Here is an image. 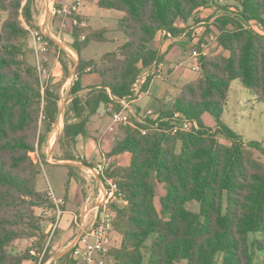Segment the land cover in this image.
Here are the masks:
<instances>
[{"label":"trees","instance_id":"obj_1","mask_svg":"<svg viewBox=\"0 0 264 264\" xmlns=\"http://www.w3.org/2000/svg\"><path fill=\"white\" fill-rule=\"evenodd\" d=\"M219 1L99 2L102 8L122 13L126 43L99 62L79 60L61 137L73 150L76 137L85 132L101 105H113L120 112L119 101L134 96V85L144 70L164 60L155 48L161 32L178 37L184 30L177 24L202 22L196 18L201 10L228 11L211 24L222 52L200 57L201 76L183 86L170 109L160 114L158 130L151 127L156 121L121 127L124 138L115 143L110 156L127 153L130 165L116 169L118 173L112 168L106 172L123 196L122 202L111 206L115 228L123 237L121 246L112 251L118 264H144V250L148 264H255L254 250L264 255V166L248 153L257 146L246 145L223 123L232 82L239 81L255 101L264 102V35L248 28L251 23L264 28V0H225L232 6H220ZM35 3L0 0V19L6 15L0 29V264L37 262L31 250L13 251L14 243L40 236L42 250L47 235L36 212L55 209L47 192L36 187L43 171L41 148L57 121L60 95L52 83H42L36 66L27 60L31 49L25 24L33 20ZM189 35L197 39L196 50L207 37L196 30ZM72 36L78 54L98 38L81 27L74 28ZM87 72L98 74L102 84L83 98L78 94ZM151 79L141 91L148 90ZM205 114L217 122V132L204 124ZM174 119L196 121L199 128L173 135ZM141 129L150 132L143 136ZM221 132L230 146L217 140ZM64 160L78 161L72 155ZM156 183L166 188L160 210ZM192 202L200 205L198 213L188 210ZM250 234L258 237L250 242Z\"/></svg>","mask_w":264,"mask_h":264},{"label":"crops","instance_id":"obj_2","mask_svg":"<svg viewBox=\"0 0 264 264\" xmlns=\"http://www.w3.org/2000/svg\"><path fill=\"white\" fill-rule=\"evenodd\" d=\"M75 1L36 0L33 20L30 25L25 24L27 29H45L51 37L50 79L47 81V85L58 83L57 89L60 95L57 121L48 133L46 144L44 143L42 146L40 154L43 171L48 168V172L52 174L58 169L64 174V189L56 195L65 200L66 207L55 232L57 234L55 241L48 249L47 257L42 264H56L58 260L71 253V247L78 237L77 228L73 224L74 218L83 215L86 209L90 210L97 205L101 195L105 193V183L102 178L93 176L99 188L98 193L95 194L90 184L86 187L80 184L74 171L85 172L91 177L92 175L88 171L101 166L105 160L110 159L109 169L113 170L128 168L131 160V156L127 153L110 156L115 143L124 138L121 131L123 125L113 122L112 116L116 113L113 105H101L98 111L89 118L85 132L76 137L74 154L78 161L64 160L58 154L60 153L58 142L64 134L66 112L74 98L70 91L78 78L77 66L80 58L87 62H99L106 54L117 51L126 43V37L120 27L122 13L100 7V0H82L78 12L82 28L87 30V34L98 35V38L91 41L78 54L73 47V30L70 27L64 30L53 15L54 10L73 4ZM211 10H201L196 18L204 20L211 15L208 14ZM214 19L216 16H213L212 21ZM203 24L204 21L196 24L194 19L188 23L177 24L178 28L184 30L178 37L169 38L163 34L164 31L160 33L155 48L164 57V60L159 65L144 70L139 77L141 85L148 77L152 79L148 90L142 91L140 97L130 104L129 114L132 125H144L146 122L157 121L162 112L170 109L181 88L201 76L202 70H195L197 60L192 57L197 39H190L189 32L196 30L202 34L201 25ZM221 52L220 49L218 54ZM101 84L102 81L98 74L87 72L82 78L83 90L78 95L84 97L93 89L101 88ZM149 112L152 114L149 115ZM206 116L210 117L208 114L202 117L204 124L207 127L215 128L217 125L214 123H206ZM78 121L80 119L74 120V122ZM44 132L46 133V127H44ZM56 155H58L57 159L54 158ZM70 167L76 169L72 172ZM42 183L43 172L37 178L36 187L38 191L46 192L51 185L46 182L48 188L43 190ZM23 241L25 240H22L21 243L24 248L19 251L31 250V254L38 258L40 256L38 249L30 248L32 245L25 244ZM39 261L37 263L25 261L22 264H39Z\"/></svg>","mask_w":264,"mask_h":264},{"label":"built area","instance_id":"obj_3","mask_svg":"<svg viewBox=\"0 0 264 264\" xmlns=\"http://www.w3.org/2000/svg\"><path fill=\"white\" fill-rule=\"evenodd\" d=\"M81 2L82 0H76L73 4L54 10L53 15L62 20L61 27L64 30L68 27L72 30L77 27H83L78 18ZM253 24L258 25L261 30H257ZM248 28L264 35V28L260 23H251L248 25ZM28 31L30 33L29 47L33 51L36 60V68L43 83V79L48 78L50 74L49 66L52 40L48 31L45 29L28 28ZM163 34L169 38L172 37L169 32L164 31ZM82 40H85L84 36L82 37ZM211 41H214L213 37H205L203 41H200L199 50L195 49L192 52V57L197 60L195 70H203L200 63V57L209 55V47L212 44ZM215 42L218 43L216 39ZM142 85L139 78L134 85V96L119 101L122 109L120 112H116L112 116L114 124L123 126L132 125L129 114L130 104L140 97ZM151 114L152 112H149V115ZM159 121L160 120L157 119V123L151 127L158 130ZM174 123L173 128L170 130L173 135L178 133H188L193 129L199 128L196 121H190L188 119H174ZM149 132L150 131L147 129H141L143 136L147 135ZM109 167L110 159L105 160L104 163L96 169H90L88 171L92 176L102 178L105 183V193L101 195L100 201L97 205L93 206L90 210L86 209V212L83 215L76 216L73 220V224L78 232L77 240L71 247L73 264H118L117 260L112 255V251L119 248L121 242L118 241L117 236L119 234L115 228L116 213L112 211L111 206L117 202H122L121 198L123 196L119 192L115 178H109L106 176ZM46 192L48 199L55 207L56 221L50 226V232L53 235L65 213L64 208L66 207V202L63 198H58L51 187H49ZM42 260L43 256L40 258L39 264H42Z\"/></svg>","mask_w":264,"mask_h":264},{"label":"rangeland","instance_id":"obj_4","mask_svg":"<svg viewBox=\"0 0 264 264\" xmlns=\"http://www.w3.org/2000/svg\"><path fill=\"white\" fill-rule=\"evenodd\" d=\"M220 6H232L231 3L222 0L219 1ZM232 8H229V12H232ZM228 13V11L221 9L216 10L213 8L208 14H211L207 18H204V24L201 25L202 27V34H206L209 37H213L214 41H211L212 44L209 47V55H217L220 51V47L217 42H215V39L217 41V34L213 31L211 24L215 22L217 17L224 15ZM4 14L1 15L0 19V29L3 20L5 19ZM213 16H216V19H213ZM253 26L257 30H261V28L253 24ZM188 29V28H187ZM195 30H190V32H194ZM64 55V54H62ZM28 63H30L33 66H36V60L34 57L33 52L31 50H28V56H27ZM50 67V66H49ZM50 78L43 79V84L46 85L47 81ZM58 83L53 84L54 89L56 90ZM71 92V91H70ZM84 98V97H83ZM70 106V105H69ZM206 123H214L217 125V122L214 121L211 117L206 116ZM223 123L225 127L235 133L237 136L240 137V139L246 144H252L257 146L256 149L249 148L248 153L250 157L259 163H261L264 166V102H257L255 101L254 95H252L248 90H246L239 81H234L231 84V89L229 93V99L228 104L225 108L224 117H223ZM212 128V127H209ZM218 127L216 126L213 128L214 132L218 131ZM217 140L222 144L226 146H230L232 143L231 141L224 136V134L221 132V134L217 135ZM46 144V143H45ZM58 147L60 148V154L59 156L61 158L69 157L70 155L75 156L74 150L70 145H67L66 140L62 139L58 142ZM58 155H56L54 158L57 159ZM76 162V161H75ZM44 165L45 162H44ZM43 172V183H42V189L45 190L48 188V185L46 182H49L55 193H59L61 190L64 189V174L62 171H59L58 169L55 170V172H48V168L45 169ZM118 173L119 171L116 170ZM74 173L78 176V179L80 181V184L83 187H86L90 184L91 189L95 194L98 193L99 188L96 182L95 177L91 176L89 177L85 172H75ZM89 180V181H88ZM157 187V197L155 200L157 208L160 210V198L163 197L166 194V188L164 185L156 183ZM40 192V191H39ZM188 210L192 212L198 213L200 211V205L196 202L189 203L187 205ZM36 214L40 217L42 220V225L44 227V232L47 235V239L45 243L43 244V249L40 248V236L34 237L33 239H25L23 243L25 244H31L32 246L30 248H39L40 249V256L39 259L43 256L42 262L45 261L47 257V251L50 248L53 241H55L57 234H51L50 232V226L51 224H54L56 221V214L53 208L51 209H40L37 210ZM56 232V231H55ZM118 241L121 242L123 240V237L118 232ZM258 235L256 234H250V242H253ZM22 240H18L14 243L13 251L19 253V250H22L24 247L21 243ZM27 242V243H26ZM24 252V251H22ZM256 254V260L255 264H261V259L264 257V255L256 250H254ZM145 255V261L144 264H148L149 254L147 250H144ZM64 258V257H63ZM71 254H67L66 259L58 260L56 264H71ZM37 261V262H38ZM35 262V263H37ZM55 264V263H54ZM182 264H187L186 262H182Z\"/></svg>","mask_w":264,"mask_h":264}]
</instances>
